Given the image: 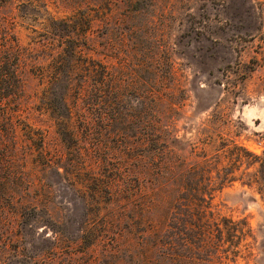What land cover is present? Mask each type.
Instances as JSON below:
<instances>
[{"label": "rangeland", "instance_id": "374dc122", "mask_svg": "<svg viewBox=\"0 0 264 264\" xmlns=\"http://www.w3.org/2000/svg\"><path fill=\"white\" fill-rule=\"evenodd\" d=\"M1 3L34 131L0 149V264H219L194 203L264 264V0Z\"/></svg>", "mask_w": 264, "mask_h": 264}, {"label": "trees", "instance_id": "16d2710c", "mask_svg": "<svg viewBox=\"0 0 264 264\" xmlns=\"http://www.w3.org/2000/svg\"><path fill=\"white\" fill-rule=\"evenodd\" d=\"M1 2L3 0H0V5ZM6 19V16L0 13V149H17L18 130L22 128L27 134L34 130L17 114L23 93L21 66L24 48L18 42L14 27ZM6 156L5 151L1 150L0 164ZM178 198L183 200L186 197ZM179 204L190 208L189 202H179ZM194 204L198 206L192 213V218L184 222L185 228L181 230L182 238L187 244L196 242L204 250H214L216 254L213 257H216L219 264H224L223 258L226 259L229 253L235 254L237 251L235 247L238 242L235 243L233 237L237 233L241 234L245 225L232 220H229L228 224L221 223L208 205ZM211 260L207 259V261Z\"/></svg>", "mask_w": 264, "mask_h": 264}]
</instances>
